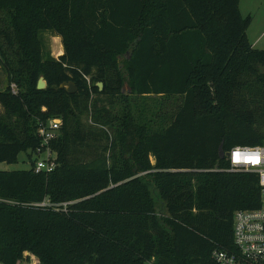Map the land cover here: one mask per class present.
Listing matches in <instances>:
<instances>
[{
	"label": "trees",
	"instance_id": "16d2710c",
	"mask_svg": "<svg viewBox=\"0 0 264 264\" xmlns=\"http://www.w3.org/2000/svg\"><path fill=\"white\" fill-rule=\"evenodd\" d=\"M238 2L0 0V162L30 161L0 170V264L25 252L40 264H213L215 248H233V213L257 208L260 186L219 150L264 146V49ZM46 33L61 38L58 57ZM125 85L178 106L158 128L128 102L112 114ZM54 117L57 166L35 172L38 124Z\"/></svg>",
	"mask_w": 264,
	"mask_h": 264
},
{
	"label": "built area",
	"instance_id": "2783aa9c",
	"mask_svg": "<svg viewBox=\"0 0 264 264\" xmlns=\"http://www.w3.org/2000/svg\"><path fill=\"white\" fill-rule=\"evenodd\" d=\"M12 91L15 86L12 84ZM61 121L50 118L40 121L37 134L40 146L34 151L33 168L35 172L50 173L56 166V152L51 143L58 137ZM229 171L253 172L257 175L260 186L259 206L254 209H237L233 213L231 249L215 248L211 253L213 264H264V146L236 145L227 151ZM251 159H248V158ZM69 202L62 204L36 203V206H52L66 210ZM28 258V259H26ZM17 264H40L38 258L29 252ZM143 264H155L153 258Z\"/></svg>",
	"mask_w": 264,
	"mask_h": 264
},
{
	"label": "rangeland",
	"instance_id": "374dc122",
	"mask_svg": "<svg viewBox=\"0 0 264 264\" xmlns=\"http://www.w3.org/2000/svg\"><path fill=\"white\" fill-rule=\"evenodd\" d=\"M239 12L242 17L250 16V24L246 29L247 39L252 43V45L257 49H264V0H239L238 2ZM45 43L50 51L51 56L58 57L62 51L61 38L57 35L46 33L44 34ZM128 57V53L125 55ZM121 59V58H120ZM122 65V62L120 61ZM6 85V76L0 66V89H3ZM128 86L125 85L123 88L124 93L126 92V100L116 96L115 103L113 105L107 106V108L113 113L121 112L124 106V102H128L133 111H137L136 114L140 112V115L146 120L155 119V127L158 128L161 125L166 124V119L162 118L166 113L173 112L178 106L177 98H168V96L162 95H148V96H137L135 94L128 93ZM3 113V107L0 105V114ZM87 122L88 118L86 119ZM152 125V124H151ZM153 126V125H152ZM153 127V128H155ZM105 129V128H104ZM107 132L111 130L106 129ZM111 136V134H110ZM32 161L35 159V155H31ZM151 162L153 158L150 157ZM30 167V161L28 159L27 153L21 152L18 156L16 163H6L0 162V170H20L28 169ZM150 193L154 199V206L156 212L159 215H165V206L157 189L153 186L150 188ZM70 203L72 201H69Z\"/></svg>",
	"mask_w": 264,
	"mask_h": 264
},
{
	"label": "water",
	"instance_id": "95a60500",
	"mask_svg": "<svg viewBox=\"0 0 264 264\" xmlns=\"http://www.w3.org/2000/svg\"><path fill=\"white\" fill-rule=\"evenodd\" d=\"M37 88L38 89H43L46 87V81L43 78V76H40L37 80ZM96 86L98 87L99 90L102 89V82H96ZM60 87H64L66 89V91L68 93H73L76 90V86L74 85L73 82L69 81V82H63L62 84H60ZM219 156L223 157V156H227V152H223L221 149L219 150Z\"/></svg>",
	"mask_w": 264,
	"mask_h": 264
},
{
	"label": "snow or ice",
	"instance_id": "6c2138e0",
	"mask_svg": "<svg viewBox=\"0 0 264 264\" xmlns=\"http://www.w3.org/2000/svg\"><path fill=\"white\" fill-rule=\"evenodd\" d=\"M248 159H251L250 157Z\"/></svg>",
	"mask_w": 264,
	"mask_h": 264
}]
</instances>
